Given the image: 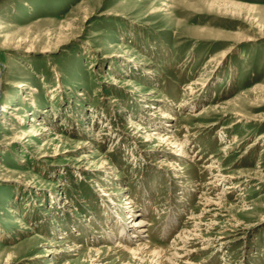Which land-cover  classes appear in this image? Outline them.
<instances>
[{
    "label": "rangeland",
    "instance_id": "374dc122",
    "mask_svg": "<svg viewBox=\"0 0 264 264\" xmlns=\"http://www.w3.org/2000/svg\"><path fill=\"white\" fill-rule=\"evenodd\" d=\"M139 245L264 264V0H0V264Z\"/></svg>",
    "mask_w": 264,
    "mask_h": 264
},
{
    "label": "bare ground",
    "instance_id": "6f19581e",
    "mask_svg": "<svg viewBox=\"0 0 264 264\" xmlns=\"http://www.w3.org/2000/svg\"><path fill=\"white\" fill-rule=\"evenodd\" d=\"M182 150H183V148H182ZM183 155V154H182ZM143 225H144V223L142 222V221H139V222H137V224L136 225H134L135 226V228H133L132 230H131V233H133L132 234V238L133 239H137L138 241H140V239H141V234H142V232H143ZM122 231H121V233L125 236H128L127 235V231L125 230V228L124 229H121ZM145 233V232H144ZM143 240V239H142ZM118 247L119 248H121V245L119 244L118 245ZM78 248H79V246H78ZM151 249V251H152V253H153V263L154 264H164V260H166V259H168V258H165L164 257V251H161V250H156V249H153V248H151V247H149L148 245H139L138 246V248L137 249H135V250H131L130 249V252L131 253H133V254H135V255H140V254H142L144 251H146V250H150ZM146 253V252H145ZM134 255V256H135ZM138 255V256H139ZM176 255H177V253H176ZM171 259V258H170ZM169 259V260H170ZM176 259H178V257H174L172 260H176ZM168 261V260H167ZM171 264H175V262L174 263H171Z\"/></svg>",
    "mask_w": 264,
    "mask_h": 264
}]
</instances>
